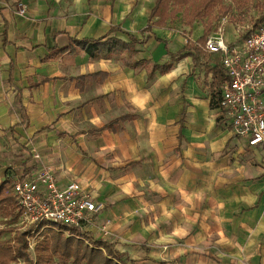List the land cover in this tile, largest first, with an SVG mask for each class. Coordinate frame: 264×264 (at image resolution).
I'll return each instance as SVG.
<instances>
[{
    "label": "crops",
    "instance_id": "crops-1",
    "mask_svg": "<svg viewBox=\"0 0 264 264\" xmlns=\"http://www.w3.org/2000/svg\"><path fill=\"white\" fill-rule=\"evenodd\" d=\"M155 5L0 0V182L31 177L40 155L60 185L105 205L90 229L134 264H264V144L249 147L211 108L215 55L174 62L168 53L184 47L175 49L183 37L172 21L136 47V60L173 66L150 83L116 56L57 52L113 27L118 40L140 38ZM146 236L157 246L145 247Z\"/></svg>",
    "mask_w": 264,
    "mask_h": 264
},
{
    "label": "trees",
    "instance_id": "trees-1",
    "mask_svg": "<svg viewBox=\"0 0 264 264\" xmlns=\"http://www.w3.org/2000/svg\"><path fill=\"white\" fill-rule=\"evenodd\" d=\"M230 10L231 6L225 5L224 0H156V5L149 16L147 26L140 32V38L127 34L130 39L129 43L118 40L112 35L116 32L123 33V30L120 27H113L107 35L99 39H71L70 47L57 52L77 54L84 51L92 59H109L116 56L120 58L124 66L130 69L147 71V81L150 83L155 79L157 72L167 74L173 67L172 65L160 66L152 61L136 60L138 55L136 47L148 43L155 27L165 28L173 18L183 11L189 16V23L194 24L201 16L210 17L216 13L224 16ZM218 20L216 17H212V20L204 26L203 36L193 47L189 45L184 47V52L178 55L168 53L171 59L178 62L190 56L193 58L194 64L200 66L201 49L199 45L204 43L212 33L214 23ZM263 22L264 2L261 14L254 25L259 26ZM156 40L164 43L158 38ZM220 59L219 54L213 56L212 60L216 63V66L213 69L208 68L213 75L211 85L212 109L222 108L219 89L229 80L221 66ZM128 119L130 118L122 117L112 122L110 126L112 127L114 124ZM180 139H182V136H180ZM0 212L5 213L12 224L17 222L22 215V210L19 208L11 190V181L8 179L0 182ZM56 228V231L48 228L41 231L43 238L37 241L35 254L30 252L27 241L32 230L16 232L12 243L0 240V264H14L20 261L22 264H52L55 258H58L62 264H134L127 254L120 253L115 249V245L97 239L94 231L90 228L77 229L61 224L56 225ZM62 231H67L69 236ZM10 232L15 231L11 229ZM4 233L5 230H0V237Z\"/></svg>",
    "mask_w": 264,
    "mask_h": 264
},
{
    "label": "built area",
    "instance_id": "built-area-1",
    "mask_svg": "<svg viewBox=\"0 0 264 264\" xmlns=\"http://www.w3.org/2000/svg\"><path fill=\"white\" fill-rule=\"evenodd\" d=\"M17 12L25 15L27 9L21 7ZM227 20L224 18L206 39L203 50L221 56V65L229 79L220 89L221 105L233 133L249 147L256 148L264 144V22L259 26L238 24L237 42L228 43L224 26ZM34 158L40 164L36 173L11 183L22 210L21 218L36 231L56 230L58 224L92 228L105 205L76 183L60 185L40 155ZM62 232L69 236L67 231ZM30 249H34L33 244Z\"/></svg>",
    "mask_w": 264,
    "mask_h": 264
},
{
    "label": "rangeland",
    "instance_id": "rangeland-1",
    "mask_svg": "<svg viewBox=\"0 0 264 264\" xmlns=\"http://www.w3.org/2000/svg\"><path fill=\"white\" fill-rule=\"evenodd\" d=\"M263 2H264V0H224L225 5L231 6L230 12H228L224 16H222L221 14L219 15V13H216L210 17L201 16L195 21L194 24L189 23L190 18H189V16H187L184 13V11L180 12L175 18H173L171 20L172 25H174L173 26L174 30H178L180 35L183 37L182 41H180L179 43L177 42L178 45L175 47V49L186 47L188 45L193 47L196 44V42L203 36L204 26H206V24L212 20V17L213 18L216 17V19H219V20L214 23V29H213L211 34H213L216 31L215 29L218 26H220V24L224 18L228 19L227 23L224 26L226 28V34H225V37L227 36L226 41L229 43V41L234 40L235 36L237 37V35L239 34V32H237V30H238L237 25L238 24L242 25V26H245V25L246 26L247 25L254 26L255 21H257V19L259 18L260 14H261ZM146 9L143 11V15L146 13ZM242 34L243 33H241V35ZM197 37H199V38H197ZM193 38L195 41L193 40ZM204 43L199 45V48L201 49V51L204 52V54H206V57H204V59L209 60L208 54L203 50ZM210 83L211 82H209L207 84L208 87L210 86L209 85ZM227 127L228 126H226V128ZM228 130L231 131V129H228ZM97 217H96V219H97ZM108 225L109 224H107V223L102 224V226L96 225L97 231H99L100 236L106 237V236L111 235V233L109 234V232H108L109 231ZM11 229H14L15 232H10ZM0 230H5V233L0 237V240L7 242V243H12V241L16 235V232H27V231L32 230L30 232L28 238H27V241L29 243V247L32 244L34 246L33 250L29 248L30 252L33 254H35V248H36L37 241L40 240V238L41 239L43 238L41 236V231H36L34 229V227L26 224V222L21 217L19 218V220L17 222L12 224V222L10 221V218L7 217L5 215V213H2V212H0ZM146 230H147V227H145V231ZM145 231L141 232L142 236L146 235L147 232H145ZM139 235H140V232H137L136 236L134 238H135V241L137 240V242L140 243V241L142 239H141V237H139ZM164 235L170 236L169 233H165ZM166 239H167V237H166ZM143 240H144L143 245L145 247L147 245H149L150 246L149 249H151L153 246H157V243L151 242L152 239L147 238V236L144 237ZM131 241H133V240H131ZM160 245H162V247L160 249L163 250V252L168 250V247H166L167 244H160ZM155 249H157V248H155ZM14 264H22V262L20 261L18 263H14ZM52 264H62V263H60L58 258H55Z\"/></svg>",
    "mask_w": 264,
    "mask_h": 264
}]
</instances>
